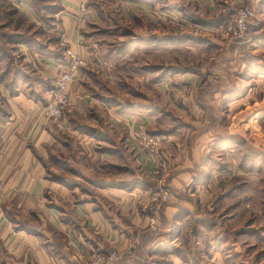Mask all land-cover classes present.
Segmentation results:
<instances>
[{"label": "crops", "instance_id": "crops-1", "mask_svg": "<svg viewBox=\"0 0 264 264\" xmlns=\"http://www.w3.org/2000/svg\"><path fill=\"white\" fill-rule=\"evenodd\" d=\"M53 1L55 6L52 4L49 8L54 7V12L49 10L52 16H47L45 21L51 19L50 24L54 26L45 29L49 36L55 37L57 41H47L39 46L36 42L28 44L12 42L11 44L17 43L15 44L17 53L22 57L17 63L25 65L26 68L22 76L15 71L12 72L11 77L9 74L6 75V82L0 81V264H73L72 255L77 248L86 254L105 251L113 246L123 249L136 247L139 256L134 264H240L245 249L236 233L241 229H232L234 235L226 234L225 239L221 231L218 234L220 236L217 238V245H212L213 243L210 245L206 240L204 241L203 236L196 237L194 234L195 237L191 238L189 230L185 234L190 236L188 244L182 241L184 228L186 225L192 226L189 222L196 210L189 203L184 205L188 214L182 218L177 216L182 204H179L180 207L172 205L165 208L161 214L163 218L159 220L155 231L148 228V217L143 206H148L152 201L156 202V199L148 196L146 192L138 191L133 194L128 185L116 188L109 185L110 179L106 181L101 179L97 182L103 183L104 186L99 188L100 191L98 189V197L77 202L75 189H68L45 179L44 169L36 152L43 147H54L57 143L61 147L62 142L57 141V130H53L57 128L58 123L52 125L45 123L37 109L39 105L47 103L45 100L52 90L53 80L67 67L65 49L60 46L63 39L68 40L73 52L81 54L87 60L90 59V55L94 61L91 68L88 66L82 69L74 77L75 90L72 95L73 106L69 110L70 115L68 119H62L60 125L58 124L59 128L65 129L67 135L71 131L72 135L85 142L89 137L98 138L101 143H106L99 146L107 148L103 152V158L108 159L118 155L116 139L114 132L103 131L106 125L114 128L117 121L130 120L126 126L130 130L124 129L125 144L122 145L130 152L131 148L127 147V144L132 142L135 132L141 136L150 134L164 140L171 139V135L175 134L179 137L185 135L183 129L175 130V134L171 131L170 133L146 131L147 125L155 122L154 117L149 115L151 110L146 106L127 104L116 98L115 91L111 88V85L117 81L114 64H109V60L107 63L104 62L99 57V50H91V41L86 38L91 22L99 21L101 15L109 11L104 5L106 0ZM143 2L167 12L170 10L173 14L178 13L181 17H186L184 20L191 22L192 26L203 27L206 32L231 20L238 5L241 4L248 7L252 20L257 22L250 37L252 55L259 56L261 47H264V0H202V2L201 0H156V2L144 0ZM191 4H195L196 11L189 8ZM147 5H145L147 8L151 7ZM198 7L203 8V12L199 10L198 13ZM226 48L228 53L229 49L233 52L232 60L227 64L232 68L235 66L240 68L243 77L236 82L239 92L234 96L228 94L229 92L219 94V97L215 95L214 103L217 105L218 102L219 105L222 101L229 104V109L236 114L233 120L238 123L237 130L243 131L245 127L256 130V121L264 118V66H262L264 60L258 61L252 55L244 60L246 55H239L235 47ZM250 72L255 73L254 76H251ZM249 80L255 86L244 92L242 87ZM188 82L195 87L199 85L197 77L189 79ZM249 84L250 82L246 83L247 86ZM259 92L263 93L260 99L256 97ZM93 110H97V113ZM101 115L105 116L107 122L100 118ZM198 115L200 116L201 113L198 112ZM89 119L96 123L92 124L94 128L85 124ZM74 123L75 126L72 127ZM84 125L86 127H83ZM79 126L83 128L77 129ZM212 135L211 133L202 135L198 140L190 143V147H183L179 142L174 143L177 147H173L174 157L171 165L175 178L171 181V186L184 190L193 183L195 190L190 193L197 199V203L202 204L200 211L204 212L202 209L208 204L209 212L217 213L213 204L217 198L216 189L211 185L213 180L208 168L213 161L219 160L215 154L218 149L222 151L227 149L232 154H237L238 150L235 148L238 147H220L227 145H216ZM187 136L190 140L191 135ZM232 157L235 159L234 156ZM140 158V163L145 162L142 156ZM114 167H118L117 164H114ZM198 167H203L200 169L202 175ZM233 168L234 171L232 173L230 171V175L225 177L228 180L226 181L235 182L236 178L237 181L244 180L238 178L242 177L238 166L235 168L234 165ZM221 174L223 173H219L218 179L223 177ZM134 188L132 187V190ZM243 195L245 193L237 194L235 197ZM102 199L108 200L112 208H108ZM250 199V212L236 207L233 215H227L228 213L222 210L223 213L219 218L244 220L243 216L254 215V192ZM211 200L212 203H209ZM37 208L41 211L39 217L46 219L51 232L37 231L21 224L18 211L29 215ZM234 224L241 225L235 222ZM220 225L219 222L217 227ZM202 226L208 227L210 233L215 232L216 227L209 228L207 224Z\"/></svg>", "mask_w": 264, "mask_h": 264}, {"label": "rangeland", "instance_id": "rangeland-1", "mask_svg": "<svg viewBox=\"0 0 264 264\" xmlns=\"http://www.w3.org/2000/svg\"><path fill=\"white\" fill-rule=\"evenodd\" d=\"M143 1L106 0L104 5L109 11L102 14L99 21L91 22L86 38L91 41V50H99V57L104 62L107 63L109 60V64H114L117 81L110 85L115 91L116 98H120L127 104L135 103L146 106L151 110L149 115L154 117L155 122L148 124L146 131L154 133L159 131L170 133L171 131L175 134V130L183 129L185 135L179 137L175 134L176 137L171 135V139L164 140L161 137L150 136V134L141 136L135 132L132 142L127 144V147L131 148L130 152L122 146L125 144L124 129L130 130L126 127L130 120L117 121L114 128L106 125L103 132H114L118 155H113L110 159L103 158V152L107 148L99 145H106V143H101L98 138L90 137L85 142L72 135L71 131L67 135L64 128H59L58 124L61 120L68 119L69 110L73 106L72 102L60 121L47 122L50 125L58 123L57 128L53 130H57V141L61 140V147L57 143L54 147H43L42 150L36 152L40 157L39 161L43 166L45 179L68 189H75L77 202L98 197L99 188L104 186L103 183H98L101 179L104 181L110 179L109 185L116 188L128 185L133 194L138 191L146 192L148 196L156 199V202L152 201L148 206H143L148 217V228L155 229V231L159 220L163 218L161 214L165 208L172 205L180 207L179 204L184 207L186 203H189L196 210L189 222L192 226L186 225L184 228L182 241L185 244H188L190 236L194 238L196 235V237L203 236L204 241L206 240L210 245L212 243V245H217V238L220 236L218 234L221 231L225 239L226 234L234 235L232 229H241L236 233L245 249L240 264H264V118L256 121V130L245 126H243L245 130H237L238 123L233 120L236 114L229 109V104L222 101L219 105L218 102L217 105L214 103L216 102L215 95L219 97V94L229 92L228 94L234 96L236 92H239L236 82L243 77V73H240V68L237 66L232 68L230 64H227L231 62L233 52L229 49L228 53L226 47H235L239 55H246L245 59L241 56L244 60L251 57L250 37L254 30L252 27L257 26V22L252 20L248 7L239 4L237 10L245 9L249 14V33L247 30L245 41L233 42L221 37L218 33V29L224 27L233 18L226 21L224 25L213 27L206 32L203 27L192 26L191 22L184 20L186 17H181L178 13L173 14L170 10L167 12L155 5H147L149 3ZM53 2V0H0V81L6 82V75L9 74L11 77L15 71L22 76L26 68L25 65L17 63V60L21 61L22 57L17 53L15 44L36 42L39 46L47 41H57L55 37L49 36L50 34L45 29L48 26L50 28L54 26L50 24L51 19H48V22L44 19L46 16H52L51 12H54V7L51 6L53 9L50 13L47 9L42 11L43 6L45 8H49L52 4L55 6ZM145 5L151 7L147 8ZM200 6L203 7L201 4ZM189 8L196 11L195 4H191ZM198 8V13H200L199 10L203 12V8ZM64 40L67 39H63L60 46L65 49L66 54V48L63 46ZM12 42L17 43L11 44ZM241 51L243 53H240ZM258 55L252 56L258 61L264 60V47H261ZM89 58L88 66L91 68L94 61L90 55ZM253 74L255 73L250 72L251 76H254ZM193 77L198 79L197 87L188 82ZM57 78L53 80L52 90ZM247 82H250L248 86ZM73 83L74 79L70 87L71 100L75 90ZM246 83L245 87L244 85L242 87L244 92H248V89L255 86L250 80ZM52 90L49 92L48 99ZM262 96L263 93L259 92L256 97L260 99ZM48 99L45 102H48ZM194 107H196L195 110ZM196 110L201 113L200 116ZM93 111L97 113V110ZM100 118L107 122L105 116L101 115ZM85 124L92 128L96 123L89 119ZM74 126L75 123L72 127ZM80 126L77 129L86 127L85 125L82 128ZM209 133L213 134L216 145H227L220 147H238L235 148L238 150L237 154H232L227 149L223 151L218 149L215 154L219 160L213 161L208 168L213 180L211 185L216 189L217 198L214 197L216 199L213 204L217 213H210L208 204L202 209L204 212L200 211L202 204L197 203V199L190 193L195 190L193 183L184 190L171 186V181L175 178L171 165L174 157L173 147H177L174 143L179 142L183 147H190L199 137ZM186 135H191L190 140ZM138 149L142 154L138 152ZM140 156L145 159V162H139ZM114 164L118 167H114ZM234 165L235 168L238 166L242 173V177L238 178L244 180L237 181L236 178L235 182L228 183L225 177L230 175V171L231 173L234 171ZM201 168L203 167L197 169L202 175ZM219 173H223L221 179H218ZM132 187L135 188L132 190ZM252 191L254 192V215H249V217L247 214L248 217L243 216L244 220L241 218L233 220L229 216V218H219L223 212L233 215L236 207L250 212ZM241 193L245 195L235 197ZM166 194L170 197L167 201L163 200ZM102 201L108 208H112L108 200L102 199ZM18 214L23 226L37 231L51 232L46 219L39 217L41 211L38 208L33 209L29 215L19 211ZM153 219L155 225L151 224ZM219 222L221 225L217 227ZM234 222L241 225L237 226ZM202 224H207L209 228L216 227L215 232L210 233L208 227H203ZM187 230L191 231L190 236H185ZM111 250L124 251L121 256L125 253L114 264H124L127 261L129 264H134L139 256V250L136 251V247L123 249L113 246L105 251L95 252L108 253ZM95 252L83 254L80 249H75L72 255L73 264H85ZM75 258L78 259L75 260ZM130 259L133 261L130 262Z\"/></svg>", "mask_w": 264, "mask_h": 264}, {"label": "built area", "instance_id": "built-area-1", "mask_svg": "<svg viewBox=\"0 0 264 264\" xmlns=\"http://www.w3.org/2000/svg\"><path fill=\"white\" fill-rule=\"evenodd\" d=\"M249 26V14L245 9H239L235 13L233 20L226 24L224 27L218 29V33L221 37L229 39L233 42L245 41L247 38V30ZM63 46L66 48V57L68 59V65L66 70L57 78L55 87L50 94L48 102L45 106L41 105L37 111L40 116L47 122H57L62 115L66 112L67 108L72 103L70 87L73 79L81 69L89 65V61L81 54L74 53L69 47L67 40L63 41ZM49 124V123H47ZM169 195H165L163 200H169ZM155 225V220L151 222ZM124 252V251H123ZM119 250H111L108 253L95 252L92 258L85 264H114L118 262L123 253ZM129 254V253H126ZM78 259V258H77ZM75 258V260H77Z\"/></svg>", "mask_w": 264, "mask_h": 264}, {"label": "trees", "instance_id": "trees-1", "mask_svg": "<svg viewBox=\"0 0 264 264\" xmlns=\"http://www.w3.org/2000/svg\"><path fill=\"white\" fill-rule=\"evenodd\" d=\"M45 6L42 7V11H45ZM53 8H48L47 10H52ZM50 12V11H49ZM46 13V12H45ZM44 13V16H46V14ZM45 20L47 19V16L44 18ZM221 25V24H220ZM224 25V24H223ZM250 26V25H249ZM252 28H256V25L255 27L253 26ZM248 33H249V28H248ZM238 43H241V42H238ZM188 214V210L185 209V207H180V210H179V213H178V217L182 218L183 216H186Z\"/></svg>", "mask_w": 264, "mask_h": 264}]
</instances>
